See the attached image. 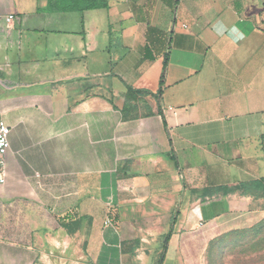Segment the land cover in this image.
Listing matches in <instances>:
<instances>
[{
  "label": "crops",
  "instance_id": "0c3cea01",
  "mask_svg": "<svg viewBox=\"0 0 264 264\" xmlns=\"http://www.w3.org/2000/svg\"><path fill=\"white\" fill-rule=\"evenodd\" d=\"M60 1L0 0V264H194L263 219L264 0Z\"/></svg>",
  "mask_w": 264,
  "mask_h": 264
},
{
  "label": "rangeland",
  "instance_id": "374dc122",
  "mask_svg": "<svg viewBox=\"0 0 264 264\" xmlns=\"http://www.w3.org/2000/svg\"><path fill=\"white\" fill-rule=\"evenodd\" d=\"M194 264H264V218L206 243Z\"/></svg>",
  "mask_w": 264,
  "mask_h": 264
},
{
  "label": "trees",
  "instance_id": "16d2710c",
  "mask_svg": "<svg viewBox=\"0 0 264 264\" xmlns=\"http://www.w3.org/2000/svg\"><path fill=\"white\" fill-rule=\"evenodd\" d=\"M60 6L49 8L52 9H59L64 11H86V10H96V9H105L107 8L106 0H61L59 2ZM262 140L264 137L261 138ZM264 160V155H263ZM244 190H253L257 191L262 197H264V177L258 181H254L243 185Z\"/></svg>",
  "mask_w": 264,
  "mask_h": 264
},
{
  "label": "built area",
  "instance_id": "2783aa9c",
  "mask_svg": "<svg viewBox=\"0 0 264 264\" xmlns=\"http://www.w3.org/2000/svg\"><path fill=\"white\" fill-rule=\"evenodd\" d=\"M12 20L13 17L9 16L5 19V22L9 23ZM9 133H10V129L1 118V106H0V185H3L5 183L4 161H5V156L9 150V140H8ZM105 225L108 226L109 221H106Z\"/></svg>",
  "mask_w": 264,
  "mask_h": 264
}]
</instances>
